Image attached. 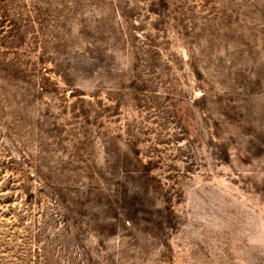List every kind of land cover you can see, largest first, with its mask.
Returning <instances> with one entry per match:
<instances>
[{"label": "rangeland", "instance_id": "rangeland-1", "mask_svg": "<svg viewBox=\"0 0 264 264\" xmlns=\"http://www.w3.org/2000/svg\"><path fill=\"white\" fill-rule=\"evenodd\" d=\"M0 264H264V0H0Z\"/></svg>", "mask_w": 264, "mask_h": 264}]
</instances>
